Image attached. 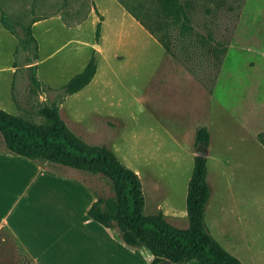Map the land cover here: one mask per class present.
I'll use <instances>...</instances> for the list:
<instances>
[{"label": "rangeland", "instance_id": "1", "mask_svg": "<svg viewBox=\"0 0 264 264\" xmlns=\"http://www.w3.org/2000/svg\"><path fill=\"white\" fill-rule=\"evenodd\" d=\"M196 4L200 22L192 17L193 32L181 35L180 24L167 23L155 0H0V109L43 123L39 111L56 105L76 137L110 149L137 174L144 214L162 212L180 230L188 227L186 190L200 152L195 128L206 127L207 230L242 264H264V148L256 139L264 132V0H245L237 19L207 13L213 6L203 0ZM217 19L224 24H214ZM28 26L37 46L25 37ZM217 29L223 35L213 34ZM208 32L221 44L205 45ZM157 39L171 45L172 56ZM92 56L93 79L64 96ZM33 65L39 88L30 79ZM60 169L90 198L112 195L101 175ZM63 178L46 181L36 214L24 219L33 229L26 239L1 230L0 264H35L25 246L53 264L92 258L96 250L102 262L86 264L152 261L147 249L122 244L116 230L110 229L119 244L99 235L104 228L95 221L85 222L88 197L73 201L71 181Z\"/></svg>", "mask_w": 264, "mask_h": 264}, {"label": "trees", "instance_id": "2", "mask_svg": "<svg viewBox=\"0 0 264 264\" xmlns=\"http://www.w3.org/2000/svg\"><path fill=\"white\" fill-rule=\"evenodd\" d=\"M203 1L213 6L212 9L207 10V13L220 17L229 14L235 19L238 18L245 2V0ZM155 2L167 23L180 24L181 35L193 32L192 17L200 22L197 17L199 6L196 0H155ZM1 23L14 36V31L4 16ZM214 24L222 26L221 24L224 23L223 20L217 19ZM100 29L101 24L98 22L95 30L96 38L99 37ZM217 30L218 33L213 34L223 35L219 33V29ZM211 35L212 33L208 32L207 37L203 39L205 43L207 42L205 45L209 47L212 42L213 45L216 43L220 45V41L218 42ZM25 37L37 46L30 26L26 27ZM157 40L165 52L172 56L171 45L161 39ZM25 41H19V45L24 50L27 49ZM221 42L223 44L220 53L224 56L228 39ZM215 50H213L214 55L217 52ZM30 68L32 71L30 79L39 88L36 65ZM95 72L96 59L92 56L84 70L65 85L64 96L72 95L85 87L93 79ZM39 112L44 118L43 123L14 116L0 109V136L5 151L39 165L56 164L105 178L109 182L112 195L106 198L96 197L86 212L87 216L104 228L116 230L118 237L126 246L147 249L153 257L149 264L162 261L186 264L192 260L198 264H242L219 245L205 225V211L211 192L207 182L205 156L193 157V169L185 199L188 227L180 230L172 226L162 212L154 215L144 214V202L137 174L124 166L114 152L105 146L89 145L76 137L60 118L56 105L43 107ZM256 139L264 148V132L258 133ZM209 142L210 134L207 128L197 126L194 146L200 147V152H206Z\"/></svg>", "mask_w": 264, "mask_h": 264}, {"label": "crops", "instance_id": "3", "mask_svg": "<svg viewBox=\"0 0 264 264\" xmlns=\"http://www.w3.org/2000/svg\"><path fill=\"white\" fill-rule=\"evenodd\" d=\"M35 62L37 63V60H35ZM52 165L53 164L46 163L43 165H39L36 162L28 160L19 155L6 152L4 149L3 139L0 136V232L3 228H6L11 236L14 237L13 239H26L27 235L23 234H29V230L31 229L33 231V229L28 223L25 222L24 219L25 217H29L30 213L33 216L36 214L37 206L39 205V199L42 198L46 190H49L48 186H50V184H46V181L51 183L54 175H60L65 178H63V180L71 181L69 183L71 184V187H66L72 193L71 199L73 201L82 200L84 198V194L88 197L85 207L82 210V213L84 214V217L82 218L85 222H89V220L90 222L93 221L87 216L86 212L95 199L90 198L89 194L83 190L80 184H78L74 179L70 178L68 174L64 173V171H62L63 169H60L63 168V166L61 167L60 165L54 164V166L56 167H53L54 169H52ZM38 181H40V185L37 187ZM58 183L62 184L59 181ZM42 192L43 194H40ZM37 193H39L40 195H38ZM106 234H109V238H113L114 242H112L114 244H119L117 236L111 233L110 229L104 228V230H101V233L99 235L106 237ZM80 235L81 234L79 233L75 237H78ZM60 237H62V235H60ZM63 237L71 238L73 237V235L63 234ZM121 243L124 244L122 241ZM25 248L27 254L33 257L35 264H53L54 260L52 263L49 261L40 262L41 256L37 257L35 254H33L34 252H30L29 246H25ZM96 252L97 250L95 251V253L90 252L92 258L89 256L84 257L83 255H81L77 259H68V261L66 263L64 262V264H86L88 262H102L101 253L100 255L99 253L95 255ZM50 257L54 256L50 255ZM192 261H189L186 264H192ZM147 263L148 261H145L143 264Z\"/></svg>", "mask_w": 264, "mask_h": 264}, {"label": "water", "instance_id": "4", "mask_svg": "<svg viewBox=\"0 0 264 264\" xmlns=\"http://www.w3.org/2000/svg\"><path fill=\"white\" fill-rule=\"evenodd\" d=\"M33 62H35V60H33ZM196 155L197 156H207V152H197ZM157 264H173V263H171L170 261H162Z\"/></svg>", "mask_w": 264, "mask_h": 264}]
</instances>
